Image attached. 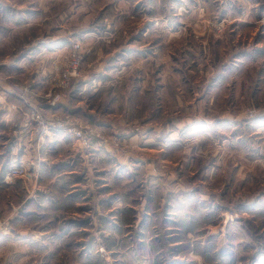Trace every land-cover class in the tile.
<instances>
[{
    "label": "rangeland",
    "instance_id": "obj_1",
    "mask_svg": "<svg viewBox=\"0 0 264 264\" xmlns=\"http://www.w3.org/2000/svg\"><path fill=\"white\" fill-rule=\"evenodd\" d=\"M2 1L3 6L7 2L9 33L0 47V57L9 59L8 72L14 73L11 82H19L25 99L35 102L38 98L41 104L32 103L23 109L27 125H35L42 135L46 131L69 134L52 123L46 127L32 119V109L38 107L49 123L55 113L69 115L101 133L104 142L98 146L117 154L123 149L141 151L144 157L155 154L138 148L145 147L141 137L129 145L127 135H155L163 126L162 134L175 139L170 142L168 155L170 165H178L176 177L183 185L180 191L194 186L200 191L193 199L187 193L180 198L169 197L172 203L184 206V214L158 215V229L170 225L174 231L178 225L184 231L191 222V234L187 236L189 230L184 231L180 237L183 243L171 245L169 250H179L180 262L185 264H264V0H58V5L51 6L55 12L47 15L50 22L44 23L39 20L38 0ZM70 10H75L73 17L68 14ZM23 21L29 24L23 25ZM19 23L22 25L17 28ZM50 24L53 29L48 31ZM88 31L101 37L89 40L85 37ZM53 37L55 45L50 41ZM73 41H80L84 52L81 74L105 70L113 79L99 94L87 90L78 93L80 84L76 85L71 101V88L59 89L60 102L52 106L43 95L53 87V63L69 54ZM22 47L26 58L15 73L14 59ZM39 48L44 52L34 55ZM42 70L48 84L45 87ZM10 108L18 107L12 104ZM103 121L119 123L118 133L102 126ZM7 132L2 133L7 136ZM69 135L86 148L80 138ZM56 148L59 154L53 153V163L68 170L62 162L67 147L60 142ZM103 158L102 166L111 168V160L109 163ZM17 164L29 174L27 165ZM65 173L62 177L67 176ZM134 174L131 170L122 173L118 187L124 204L138 201L133 200L137 181L129 180ZM169 182L171 188L173 182ZM108 199L112 195L106 192V209ZM45 209L48 212V206ZM111 214L106 216L108 221ZM46 218L20 222L22 228L45 232L37 231L29 238L13 236L17 251L14 264H64L66 260L67 264H108L114 259L107 245H114L115 250L119 247L110 236L96 238L101 226L89 222L85 230L74 222L77 225L70 235L57 238L54 232L69 223ZM104 224L107 230L115 225ZM158 239L163 243L164 262L167 240H172L162 234ZM79 240L86 244L87 256L79 249ZM119 243L127 246L125 239ZM2 246H6L5 241ZM156 258L160 260V255Z\"/></svg>",
    "mask_w": 264,
    "mask_h": 264
},
{
    "label": "crops",
    "instance_id": "obj_2",
    "mask_svg": "<svg viewBox=\"0 0 264 264\" xmlns=\"http://www.w3.org/2000/svg\"><path fill=\"white\" fill-rule=\"evenodd\" d=\"M0 2V47L2 48L3 40H7L8 38L9 23L7 2L4 1V6L3 1L0 0ZM37 3L41 14L39 19L41 23L45 21L50 22V17L48 16V19L47 15L55 12V10L52 12L51 8L53 7L51 6L58 5V0H38ZM71 7L75 8L73 5ZM3 11H5L6 14H4ZM21 11L28 13L25 9H21ZM69 12V16L73 17L75 10L74 12L71 10ZM61 18L63 19V15ZM25 22L29 24L28 21H23V25ZM19 25L21 26L22 24H17V28ZM103 27L104 26L101 25L102 30H104ZM47 29L51 31L53 25L50 24ZM102 30H100V32ZM92 36L94 40L95 38L101 37L100 34L97 35L93 31L85 33V37L87 38ZM54 39L53 37L50 41L55 45L56 41ZM88 39L90 40V38ZM48 42L49 40L45 43L48 44ZM34 44L36 43L31 45ZM23 47L20 49V54L18 53L19 51L16 53L14 59V61H17L15 64L16 68L14 69L16 71L15 73L20 69L19 63L26 58ZM41 47L45 46L42 45ZM40 48L35 50L36 53H34V55L44 52V50ZM28 56H30V54ZM8 66L9 59L6 57L1 58L0 182L2 174L8 170L13 163L27 165L29 174L11 183L2 184L0 189V243L6 242V246L0 248V264H14L15 262L14 257L17 251L15 250L16 247H14L16 244L14 243L13 236L29 238L35 237V232L37 231L39 233L45 232L43 230H35L34 228H22L20 222L24 220L33 222L40 221L43 217H48L46 221L49 222L69 223L66 228H61V231L54 232V236L57 238H66L75 230L74 225L77 224H79L77 228H83L85 230L89 222H92L91 224H95L97 227L101 226L98 228V232H96V238L99 237V240L100 238L110 236L113 238L112 242L119 247L115 250L114 248L116 247L114 245L112 246L113 248L107 245V248H110L109 251L113 253L114 257V259L111 258L107 261L108 264H185L184 262H180L182 257L180 256L179 250H169L171 245L178 246L183 243V241L178 240L177 236L184 234L185 229L183 231L178 225L173 227L174 231H171L172 226L170 225H167L164 229H158L161 223L157 222L158 215L170 217L171 215L177 214L179 216V213L184 214V206L180 207L178 203H172L170 198H180V195L185 193H187L185 194L187 196L191 195L192 199L195 193L200 196V191H196L195 186L186 191H180L183 185L179 182L181 178L176 177V166L178 165H170L168 155V147L171 144L170 142L173 143L175 141L174 137L171 136L172 138H168L167 134L163 135V126L160 127L161 133L155 135L150 132L146 134L131 132L127 135L129 145L138 143V138L141 137L142 145H145V147L137 145L138 148H145L149 152H152V154H155L153 157H144L141 155L143 154L141 151H129L124 149L121 150V152L118 153L120 155H118L110 151L109 147L98 146L99 144H96L93 149H86L83 147L80 140L64 132L46 131L45 134L42 135L40 131L35 128V125H27L23 113V109L30 104L39 105L40 101L37 100L38 98L35 99V102L25 99L26 94H23L20 88H18L20 85L19 82L17 81L12 84L11 81L13 78L11 77H13L14 73L9 74ZM109 74L112 73L105 70L83 71L69 91V95L71 96L69 101L72 100L75 93L74 88L78 84H80L78 93H83L87 90L92 91L94 94H99L104 84L106 82L109 83L110 79H113L108 76ZM42 75L45 76L43 70ZM43 80L42 84L43 87H45L48 85L46 76ZM162 81L164 80L162 79ZM40 87L41 84L39 88ZM41 94H43V92H41ZM62 103L66 104V101ZM12 104H15L18 108L11 109L10 106ZM90 114L91 113L88 115L91 116ZM104 122L105 121L100 122L102 126H108L113 133H118L119 129L117 127L119 123L110 124ZM100 123L99 125L101 126ZM4 130L5 132L9 131V133L7 132V136H4L5 133H2ZM169 139L173 140L170 141ZM60 142L67 147L68 154L62 162L67 164L66 167L68 170L59 167V164L55 166L52 160L53 153H58L56 144ZM103 157L106 158L105 160L108 159L109 163L111 160V168L102 166V164H104ZM129 170H131V173H135L129 180L137 181L138 186L134 189L136 192L134 193L133 200L137 199L138 201L124 204L122 194L120 193L121 190L118 185L122 183V181H120L122 173L128 172ZM64 172H66L65 174H67V176L65 175L62 177V173L64 174ZM76 173L80 174V176ZM74 178L76 180H73ZM169 180L173 182L171 188L169 187ZM77 186H79L80 189L76 188ZM106 189L108 191H106ZM78 190L81 194H73ZM106 192L112 195V199H108L109 201H107V209ZM88 197H90V199H88ZM63 199L66 201L65 203H63ZM1 204L4 206L1 207ZM53 204L56 206L54 209L51 208ZM121 204H123V207ZM47 206L49 208L48 212H46L45 209ZM123 210L127 212H123ZM112 211L115 212L111 214ZM186 213L191 218L190 215L192 213H189V211ZM109 214L111 215L108 221L106 216H109ZM125 216H128V218L125 219ZM176 221H174V223L178 224ZM74 222H77V224H74ZM102 223H114L115 225L112 230H107L108 227L106 228L105 224L103 225ZM158 234L159 236L162 234V236H166L172 240H167V258H165L164 262L162 261L164 254L161 253L164 250V247H162L163 243L159 241V239L155 240ZM189 234H191L190 230L186 232L187 236H189ZM173 237L177 239L173 240ZM122 239L126 240L127 246H120L122 243H119V241ZM143 239H145V243H142ZM98 240L93 244L92 248H95ZM134 242L139 243L140 246L137 244L135 245ZM78 244L81 252L84 250V255L87 256V250H85L86 244L80 240ZM142 244L144 247L141 246ZM65 255L67 254L65 253ZM156 255H160V260L157 258V260H154ZM141 256L142 259L140 258ZM169 258H171L170 260L179 259V261L173 260L170 263L168 261ZM106 259H108V257ZM66 261L64 264H67Z\"/></svg>",
    "mask_w": 264,
    "mask_h": 264
},
{
    "label": "built area",
    "instance_id": "obj_3",
    "mask_svg": "<svg viewBox=\"0 0 264 264\" xmlns=\"http://www.w3.org/2000/svg\"><path fill=\"white\" fill-rule=\"evenodd\" d=\"M83 59L84 52L82 50L81 42L73 41L70 46L69 54L66 55L62 61H56L53 63V87L48 93L43 95L47 98L50 105L55 106L60 102L62 96L58 92L59 89H68L72 81L81 75ZM32 119L44 123L46 127L48 124L52 123L51 125L55 126V128L67 131L69 134L80 138L86 148H93L94 145L104 142V138L99 131H95L90 125H84L80 123L79 120L69 115L55 113L52 115V120L49 123L47 116L42 113L38 107H33ZM27 174V169L24 166L14 163L3 173L1 176V182L10 183L16 178L23 177ZM100 250H102V248H100Z\"/></svg>",
    "mask_w": 264,
    "mask_h": 264
},
{
    "label": "trees",
    "instance_id": "obj_4",
    "mask_svg": "<svg viewBox=\"0 0 264 264\" xmlns=\"http://www.w3.org/2000/svg\"><path fill=\"white\" fill-rule=\"evenodd\" d=\"M76 80H77V78L74 79V80L72 81V83H71V85H70V87H69L68 89H70V88L75 84V81H76ZM189 227H191V222H189V226L185 227V228H187V229L185 230V232L188 231V230H190ZM180 237H183L181 234L179 235L178 240H181V241H182V239H181ZM173 260H174V259H172V260H170V261H173ZM174 261H177V260H174Z\"/></svg>",
    "mask_w": 264,
    "mask_h": 264
}]
</instances>
